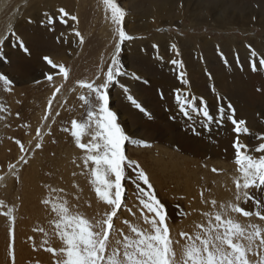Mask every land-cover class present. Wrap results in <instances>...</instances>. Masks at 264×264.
I'll list each match as a JSON object with an SVG mask.
<instances>
[{
	"label": "rangeland",
	"instance_id": "obj_1",
	"mask_svg": "<svg viewBox=\"0 0 264 264\" xmlns=\"http://www.w3.org/2000/svg\"><path fill=\"white\" fill-rule=\"evenodd\" d=\"M16 1L8 2L0 20V33H5L14 6L21 8L28 2L32 5L16 20L12 30L6 31L5 40L0 44V179L5 175L12 179L9 192L0 186V264H7V261L14 264L15 261L10 253L14 251L13 227L19 212L12 198L22 185L24 173L33 180L31 184L40 192L43 204L54 195L64 196L63 191L72 196L71 188L80 185L87 200L96 198L99 223L91 222L92 207L88 213L90 218L85 217L87 213L77 216L87 235L92 229H97L99 234L89 236L87 239L91 242L87 241L81 250L73 248L70 252L74 259L66 264L83 261L86 250L85 256L90 253L99 256L102 263L113 260L108 242L119 240L122 227L127 228L125 235L133 240L127 264H163V246L169 234L166 231L175 226L181 229L185 220L188 223L191 217L205 215L196 205L213 195L217 174L222 180L230 178L231 181L232 176L234 180L227 186L223 184L219 191H214L216 194L231 193L232 196L241 184L246 185L243 198L235 199L236 203L233 201L229 207L246 218L254 219L260 214L264 227L263 25L257 22L248 29L236 26V29H221L207 24L194 27L184 16L172 25L131 32L127 24H143L145 20L140 15L128 16L122 0H76L78 3L66 0L78 12L80 26L73 35L72 20L56 13L54 7L57 3L64 4L53 5L48 0H42L41 4H34L35 0ZM153 1L169 0H135V3L139 9H149ZM172 1L170 11L177 16L187 0ZM219 1L201 0V8L198 6L193 11L196 15L206 14V5ZM220 2L225 10L241 9L259 18L264 16V0ZM255 15L251 19L255 20ZM242 42L249 44L251 50L247 51ZM68 54L72 55L64 62L52 60V57H68ZM255 126L259 127L257 131ZM242 138L254 144L242 147L240 140L238 142ZM171 158L175 160L176 170L170 166ZM61 161H65L68 170L70 166L76 169V172H69L72 179L65 178ZM162 166L169 169L163 171ZM244 171H250L252 176L245 179ZM185 177H188L186 181ZM59 180L63 191L55 187ZM70 200L72 202V197ZM51 209L50 214H56L57 209ZM19 219L21 221V217ZM9 222H12L11 227ZM195 223L190 225L202 233L205 228L201 227V221ZM4 226L7 227L4 229ZM225 226L228 227L227 223ZM157 227L163 231H156ZM262 229L259 236H264ZM183 231L180 230L186 242L188 234ZM263 236L258 237L257 243L262 259L255 263L247 261L248 264H264ZM96 241H99L97 247L93 246ZM201 242L202 239L198 244ZM170 252L174 260L178 258L175 242H171ZM195 256L194 260L202 258L197 252L195 255L190 252L183 263ZM193 261L191 264H198Z\"/></svg>",
	"mask_w": 264,
	"mask_h": 264
},
{
	"label": "bare ground",
	"instance_id": "obj_2",
	"mask_svg": "<svg viewBox=\"0 0 264 264\" xmlns=\"http://www.w3.org/2000/svg\"><path fill=\"white\" fill-rule=\"evenodd\" d=\"M10 0H0V20L1 17L3 16L5 10L7 9L8 2ZM16 0H14L15 2ZM22 1V0H20ZM29 1V0H28ZM34 1V0H33ZM32 1V2H33ZM50 2L48 3H52L54 5V3L60 2L61 4H64V6L58 5V3L54 6L56 9V13H59L64 16L66 19H71L72 20V27L74 30V34L75 35V31L77 30V27L80 26L79 24V19H78V12H76V7L75 9L71 6H69L67 4V1H57V0H48ZM121 1V0H120ZM172 1V0H171ZM185 1V0H184ZM201 0H187L186 2H183L182 7L178 10V14L177 16H175L173 13H171L170 9H171V5L170 0L167 2H157V1H153L151 3V7L149 9H139L138 5L135 3V0H122L121 3L123 5V7H125L128 10V16H135V17H139L140 18H144L145 22L143 24H127L128 26V30H130L131 32H136V31H149L150 28H155V27H159V26H165V25H172L175 22H178L177 19H181L184 16H187L188 19H190L192 22L191 25H193L194 27L197 25H210L212 27H217V28H221V29H231L232 27H239L241 29H248L249 25H252L254 23L259 22L261 25L264 26V16H262V18L258 17L257 15H255L253 12L249 11H241L240 10H235V9H223L222 7V2H214L212 4H208L206 5V14L203 12V14H199L196 15L194 13V9L198 8L199 4ZM204 1V0H203ZM216 1V0H215ZM13 2V1H12ZM19 3V1H16ZM76 3H78L75 0ZM173 2V1H172ZM211 2V1H210ZM23 3V2H22ZM42 0H35L34 4H41ZM177 2H175L176 4ZM226 3V1H225ZM229 3V2H227ZM14 4V3H13ZM16 4V3H15ZM178 4V3H177ZM202 4V3H201ZM232 4V3H231ZM234 4V2H233ZM12 5V4H11ZM19 5V4H18ZM32 5L31 2L25 3V5H20L21 8H19L18 6H14L13 10L11 11V15L9 16L10 18L7 20L6 23V31H9L12 27H14L16 20H18L19 18H21L22 16H24L26 8H30V6ZM170 5V6H169ZM203 5V4H202ZM42 6V5H41ZM40 6V7H41ZM76 6V5H75ZM201 6V5H200ZM199 6V7H200ZM205 6V5H204ZM203 6V7H204ZM225 6V4H224ZM232 6V5H231ZM230 6V7H231ZM237 6H241V5H237ZM244 6V5H243ZM25 7V9H24ZM52 7V8H54ZM62 7V8H61ZM105 7V6H104ZM242 7V6H241ZM245 7V6H244ZM243 7V8H244ZM247 7V6H246ZM174 8V7H173ZM177 8V7H176ZM201 8V7H200ZM242 8V9H243ZM250 9V8H249ZM254 9V8H253ZM41 10V9H40ZM43 10V9H42ZM46 10H49V8H47ZM176 10V9H175ZM192 10V11H191ZM198 10V9H197ZM248 10V9H247ZM262 10V9H261ZM78 11H80V9H78ZM174 11V10H173ZM203 11V10H202ZM251 11V10H250ZM8 12V11H7ZM32 12V11H31ZM193 12V13H191ZM255 12V10H254ZM257 12V11H256ZM176 13V12H175ZM39 14V12H38ZM45 14V13H44ZM47 15L49 14V12L46 13ZM53 14V13H52ZM67 15V16H66ZM255 15V20L251 19L252 16ZM31 16H34V14L32 13ZM44 16V15H42ZM54 16V15H52ZM61 16V17H62ZM108 16V15H106ZM103 17V16H102ZM168 17V18H167ZM173 17V20L172 18ZM6 18V17H5ZM8 18V16H7ZM25 18V17H23ZM22 18V19H23ZM34 18V17H33ZM167 18V19H166ZM63 19V18H62ZM65 20V19H64ZM63 20V21H64ZM108 20V19H107ZM257 20V21H256ZM134 21V20H133ZM175 21V22H174ZM6 22V21H5ZM55 22V21H54ZM130 21H128L129 23ZM70 23V21H69ZM183 23V22H182ZM180 26V23H178ZM35 25V24H34ZM141 25V26H140ZM183 25V24H182ZM187 25V24H186ZM260 25V26H261ZM176 26V25H175ZM183 27V26H182ZM202 27V26H201ZM235 27V29H236ZM263 28V27H262ZM12 30V29H11ZM80 30V29H79ZM88 30V29H87ZM248 31V30H247ZM251 31V30H250ZM3 32V31H2ZM249 32V31H248ZM5 33H0V44L2 43V40ZM9 33V32H8ZM14 33V32H13ZM45 33V32H44ZM66 33H69L68 31H66ZM156 34V33H154ZM159 34V33H158ZM78 35V34H77ZM252 35V34H251ZM14 36V35H12ZM161 36H165V35H161ZM158 37V36H155ZM174 37V36H173ZM255 37V36H254ZM156 41L158 40V38H155ZM169 39L171 40V38L169 37ZM174 39V38H173ZM198 39V38H197ZM182 40V39H181ZM185 40V39H184ZM183 40V41H184ZM194 40V39H193ZM210 40V39H209ZM161 41V40H160ZM232 41V38H231ZM244 41V40H242ZM124 42V41H123ZM173 42V41H171ZM190 42V41H189ZM215 42V41H214ZM222 42V41H221ZM227 42V41H226ZM230 42V41H229ZM240 42V41H239ZM256 42V38L255 41ZM195 43V44H194ZM193 45L195 47H197L198 45L196 44V42H194ZM225 43V42H224ZM232 43V42H230ZM235 43V42H234ZM135 44V42H134ZM185 44V43H184ZM191 44V42H190ZM212 44V42H211ZM227 44V43H226ZM257 44V42H256ZM262 44V41H261ZM264 44V43H263ZM133 45V44H132ZM159 45V44H158ZM197 45V46H196ZM204 45V42H203ZM207 45V44H206ZM223 45V44H222ZM233 45V44H232ZM237 45V44H236ZM243 47L249 51L251 50L250 45L246 42H242ZM258 45V44H257ZM136 46V45H135ZM161 46V45H160ZM173 46V45H172ZM192 46V45H191ZM215 46V44H214ZM226 46V45H225ZM235 46V45H234ZM239 46V45H238ZM14 47V46H13ZM229 47V46H228ZM255 47V46H254ZM264 47V46H263ZM159 48V46H158ZM171 48V47H170ZM219 48V46H218ZM111 49V48H110ZM234 49V48H233ZM259 48H257L258 50ZM237 50V49H236ZM235 50V51H236ZM254 50V49H253ZM261 50V49H260ZM74 51V50H73ZM160 52V50H158ZM244 51V50H243ZM256 51V49H255ZM254 51V52H255ZM163 52V51H162ZM200 52V51H199ZM220 52V51H219ZM237 52V51H236ZM251 52V51H250ZM72 53V52H71ZM158 53V52H157ZM174 53V52H173ZM196 53V52H195ZM204 53V52H203ZM240 53V52H239ZM253 53V52H252ZM251 53V56L254 57V55ZM259 53V52H257ZM178 54V53H177ZM202 54V53H201ZM207 54V53H206ZM248 54V53H247ZM250 54V53H249ZM256 54V53H255ZM72 55V54H71ZM70 54H68V57L62 56V57H52V60L54 59L55 61H57V63H61L64 62L65 60L69 59L71 56ZM198 55V54H197ZM200 55V54H199ZM259 55V54H258ZM166 56V55H165ZM202 56V55H201ZM257 56V55H256ZM157 57V56H156ZM162 57V56H160ZM185 57V56H184ZM204 57V56H203ZM207 57V56H206ZM113 58V57H112ZM158 58V57H157ZM173 58V57H172ZM211 58V57H210ZM255 58V57H254ZM161 59V58H160ZM165 60V59H164ZM196 60V59H195ZM206 60V58H205ZM108 61V60H107ZM200 61V59L198 60ZM204 61V60H203ZM208 62V61H206ZM56 63V62H55ZM171 63V62H170ZM241 64V63H240ZM209 66V65H208ZM190 68V66L188 67V69ZM206 68V67H205ZM129 69V68H128ZM131 69V68H130ZM203 69V68H202ZM201 69V70H202ZM130 71V70H129ZM190 71V70H189ZM192 71V70H191ZM141 73V72H140ZM192 73V72H191ZM111 74V73H110ZM189 74V73H188ZM47 75V74H46ZM213 75V74H212ZM44 76V74H43ZM61 76V75H60ZM129 77V76H128ZM146 78V77H145ZM212 78V77H211ZM217 78V77H216ZM218 79V78H217ZM196 81V80H195ZM216 82V81H215ZM219 82V81H217ZM212 83V82H211ZM132 84V83H131ZM189 84V83H188ZM214 83H212L213 85ZM242 84V83H241ZM63 85V84H62ZM218 87V86H217ZM249 87V86H248ZM179 88V87H178ZM191 88V87H190ZM216 88V87H214ZM195 89V88H194ZM192 90V89H191ZM216 90V89H215ZM194 91V90H193ZM198 91V90H197ZM220 92V91H219ZM222 92V91H221ZM201 93V92H200ZM202 94V93H201ZM112 95V94H111ZM207 95V94H206ZM191 96V94H190ZM199 96V94H198ZM208 96V95H207ZM189 97V96H188ZM196 97V96H195ZM203 97V96H202ZM205 97V96H204ZM65 98V97H64ZM178 99V98H177ZM64 100V99H63ZM193 100V99H192ZM116 102V101H115ZM199 102V101H198ZM247 102V101H246ZM148 104V103H147ZM177 106V105H176ZM120 113V112H119ZM197 114V113H196ZM123 117V116H122ZM121 118V117H120ZM124 119V118H123ZM180 119V118H179ZM122 120V119H121ZM122 122V121H121ZM241 123V122H240ZM30 124V123H29ZM46 124V123H45ZM182 125V124H181ZM45 127V126H44ZM124 128V127H123ZM179 128V127H178ZM258 126L254 127V130L257 131L256 129H258ZM261 128V127H260ZM88 129V128H87ZM201 129V128H200ZM244 129V128H243ZM125 130V129H124ZM246 130V129H245ZM90 131V130H89ZM135 131V130H134ZM264 131V129H263ZM29 132V131H28ZM92 132V131H91ZM89 132V133H91ZM126 132V131H125ZM187 132V131H186ZM134 133V132H133ZM244 133V132H243ZM250 133V132H249ZM256 132H252V134L254 135ZM263 133V132H262ZM129 134V133H128ZM29 135V134H28ZM124 132H122V139L124 140ZM130 135V134H129ZM203 135V134H202ZM211 135V134H210ZM197 136V135H196ZM199 136V135H198ZM240 137V136H239ZM88 139V138H87ZM194 139V138H193ZM215 140V139H214ZM240 140V142H239ZM37 141V140H36ZM89 141V140H88ZM226 141V140H225ZM123 142V141H122ZM239 145L242 147L248 146V145H252L254 144V142H247V140L242 139H238ZM224 143V142H223ZM264 143V142H263ZM187 145V144H186ZM195 146V145H194ZM256 146V145H255ZM193 147V146H192ZM215 147V146H214ZM91 148V146L89 147ZM126 149V148H125ZM163 149V148H162ZM191 149V148H189ZM217 149V148H216ZM244 149V148H243ZM5 150V149H4ZM35 150V149H34ZM172 150V149H171ZM184 150V149H183ZM181 151V150H180ZM3 152V151H2ZM82 152V151H81ZM197 152V151H196ZM211 152V151H210ZM222 152V151H221ZM7 153V152H6ZM26 153V152H25ZM76 152H74L75 154ZM86 153V152H85ZM172 153V152H171ZM215 153V152H214ZM168 154V153H167ZM170 154V153H169ZM168 154V156H169ZM176 154V153H175ZM194 154V153H193ZM197 154V153H196ZM219 154V153H218ZM224 154V153H223ZM259 154V153H258ZM4 155V153H3ZM76 155V154H75ZM90 155V154H89ZM171 155V154H170ZM82 156V155H81ZM164 156V155H163ZM175 156V155H173ZM179 156V154L177 155ZM19 157V156H18ZM172 157V156H171ZM264 157V156H263ZM170 158V157H169ZM39 159V158H38ZM68 160V158H67ZM167 160V159H166ZM173 158H171V161H169L171 168H175L176 164H175V160L172 161ZM218 160V159H217ZM260 160V159H259ZM70 161V159H69ZM178 161V160H177ZM216 161V160H215ZM62 162V161H61ZM161 162V161H160ZM260 162V161H259ZM63 164V169L66 172L65 178H68V180L72 179L71 176L69 175L70 171L76 172V169L74 167H68L65 163V161L62 162ZM229 163V162H227ZM234 163V162H233ZM254 163V162H253ZM36 164V163H35ZM139 165V164H138ZM160 165V163H159ZM254 165V164H253ZM40 166V165H39ZM58 166V165H57ZM91 166V165H90ZM181 166V165H180ZM236 166V165H235ZM263 166V165H262ZM37 167V166H36ZM77 167V166H76ZM80 167V166H79ZM228 167V166H225ZM231 167V166H230ZM242 167V166H241ZM159 168V167H158ZM34 169V167H33ZM32 169V170H33ZM80 169V168H79ZM77 169V170H79ZM91 169V168H90ZM163 171H166L167 169H169V167L167 166H162L161 168ZM145 170V169H144ZM160 170V168L158 169ZM246 170V168H245ZM251 170V169H250ZM254 170V169H253ZM27 171V170H26ZM210 171V170H209ZM243 171V169H242ZM240 171V172H242ZM252 171V170H251ZM32 172V171H31ZM34 172V171H33ZM32 172V173H33ZM72 172V173H73ZM144 175L146 176H150V174H147L145 171H142ZM222 172V171H221ZM234 172V171H233ZM232 172V173H233ZM236 172V171H235ZM245 172V179H247L249 176H252L249 172L250 171H244ZM262 172V171H261ZM28 173V172H27ZM178 173V170H177ZM224 173V172H223ZM222 173V174H223ZM227 173V172H226ZM21 174V173H20ZM37 174V173H36ZM179 174V173H178ZM181 174V173H180ZM241 173H237V175H240ZM243 174V173H242ZM30 175V174H29ZM61 175V174H60ZM59 175V176H60ZM182 175V174H181ZM207 175V174H206ZM204 175V177L206 176ZM218 175V174H217ZM216 176V180L217 181V186H214V190H213V195L210 196H206L205 199L202 202H198V204L196 205L198 207V209L200 208V210H204L205 215L203 216H196V217H191L189 218V214L188 213V223L186 222L185 219H187V217L184 218L182 223V228H177V226H175V228H173L172 226V231L171 233L169 231V234L166 236L165 238V244L163 246L164 250H163V255H162V259H164L163 264H191L194 259L197 258V256L193 257L190 261L188 258V261H184L185 263H183V258L186 259L185 256H188L189 253H193L195 255V253L197 252L198 256H202V258H199L197 260H194L195 262L198 261V264H213L214 262H218L219 264H246L247 261L251 262V261H257L260 260V252H262L259 248L257 243L259 242V238L261 237L259 236V233L263 230L262 228V222L259 219V215L254 219L251 218H246V216L242 213L237 212L235 209H233L232 207H229V205L232 203L233 201L238 200L237 198L244 196L245 194V188L246 185L244 184V186H242L243 184H241L237 189H236V194H233L231 196L230 194H222L221 193H215L214 191H219V189L222 187V185H226L230 184L232 180H234V176H232L233 178H231L232 180L230 181V178L228 179H220ZM34 176V173H33ZM37 176V175H36ZM34 176V177H36ZM74 176V175H72ZM78 176V175H77ZM84 176V175H83ZM183 176V175H182ZM189 176V175H188ZM208 176V175H207ZM212 176V175H211ZM23 177V178H22ZM21 180H22V185H20V189L18 190V192L16 194H13V201L16 204V210L17 212H19L17 215V221H14V247L10 253V255H12V257L14 258L15 261H13L14 264H66V262H69L70 259H74V254L73 256L71 255L72 253L70 251L74 249H80L84 248L86 246V242L89 241V243L91 242V240H89V236H93L98 233L99 231H97V229L94 231V229H92L90 231V233L87 235L86 230L82 227L83 225H81L82 223L79 220V217L77 216L78 214L81 215H85L87 213V216L85 215V217L90 218V216L88 217L89 213V209L92 207L93 208V212L91 213V215L93 216L91 219V222L99 223V215H98V208L95 209V206L97 207V204L95 202V197L93 196V198H89V200H87L85 198V194L83 191H81L80 189H82L81 185L80 186H75L74 188H71L72 190L70 191V194H72V196L67 195V193L65 191H63L62 189L64 188V186H62L61 183V179L59 180L60 182H55L56 183V188L57 190L63 191L64 196H60L59 195H54L53 198H49L50 200L48 202H44L45 204H43L41 201V197H40V192L38 191V189L34 188V186L32 185L33 180L30 181L28 175L26 176V174H22ZM34 177H32L34 179ZM76 177V176H75ZM192 177V176H191ZM200 177V176H199ZM31 178V177H30ZM55 178V177H54ZM238 178V177H237ZM251 178V177H250ZM249 178V179H250ZM37 179V177H36ZM151 179V178H150ZM188 179V177H187ZM186 177L184 179V181L187 180ZM206 179V178H204ZM209 179V178H208ZM213 179V178H212ZM20 180V181H21ZM56 180V178H55ZM58 180V178H57ZM63 181V180H62ZM74 181V180H73ZM214 181V180H213ZM214 181V182H215ZM246 181V180H245ZM244 181V182H245ZM84 182V181H83ZM82 182V183H83ZM96 182V181H95ZM163 182V181H162ZM192 182V181H191ZM32 183V184H31ZM38 183V181H37ZM54 183V184H55ZM71 183V182H70ZM73 183V182H72ZM79 183V182H78ZM77 183V184H78ZM80 183V184H82ZM187 182H185L186 184ZM216 183V182H215ZM249 182H246V184H248ZM10 184H12V179L9 178V175H5L0 179V186L3 189V191L5 192H9V188H10ZM20 184V183H19ZM36 184V183H35ZM39 184V183H38ZM128 184V183H127ZM126 184V185H127ZM161 184V183H160ZM8 186L6 188H4V186ZM72 185V184H71ZM84 185V184H83ZM31 186V187H30ZM54 186V185H53ZM128 186V185H127ZM249 186V185H248ZM37 187V186H36ZM39 187V186H38ZM66 187V186H65ZM41 188V187H39ZM206 188V187H205ZM213 188V187H212ZM52 189V188H51ZM84 189V186H83ZM162 189V188H161ZM190 189V188H189ZM226 189V188H224ZM233 189V187H232ZM231 189V190H232ZM235 189V188H234ZM46 190V189H45ZM44 190V191H45ZM67 190V188H66ZM128 190V189H127ZM255 190V189H254ZM17 191V190H16ZM43 191V193H44ZM59 191V192H60ZM104 191V190H103ZM197 191V190H196ZM235 192V191H234ZM233 192V193H234ZM22 194L21 196L19 195ZM66 193V194H65ZM90 192H88L89 194ZM128 193V192H127ZM56 194V193H55ZM62 194V192H61ZM92 194V193H91ZM103 194V193H102ZM189 194V193H188ZM19 195V199L17 198ZM94 195V194H93ZM199 195V194H198ZM229 195V196H228ZM236 195V196H235ZM6 196V195H5ZM129 196V195H127ZM264 196V195H263ZM2 197V196H1ZM4 197V196H3ZM8 197V195H7ZM10 197V196H9ZM70 197V198H69ZM71 197H72V202H71ZM77 197H80L79 199H77ZM114 198V197H113ZM187 198V197H186ZM191 198V197H190ZM196 199V198H194ZM207 199V200H206ZM236 199V200H235ZM198 200V199H197ZM241 200V199H240ZM11 201V200H10ZM225 201L229 202V204L225 203ZM95 202V204H94ZM239 202V201H238ZM123 203V202H122ZM224 203V204H223ZM240 203V202H239ZM1 204V203H0ZM99 204V203H98ZM194 204V203H193ZM245 204V203H244ZM103 205V204H102ZM128 205V204H127ZM104 206V205H103ZM234 206V205H233ZM62 207V209H61ZM100 207V206H99ZM102 207V206H101ZM100 207V208H101ZM51 208H56V214H50V210L52 211ZM135 208V207H134ZM246 208V207H245ZM104 209V208H103ZM107 209V206L106 208ZM238 209V208H237ZM95 210V211H94ZM101 210V209H100ZM123 210V209H122ZM172 210V208L170 209ZM97 211V212H96ZM104 211V210H103ZM262 211V210H261ZM96 212V213H95ZM264 212V211H262ZM100 213V211H99ZM104 213V212H103ZM20 214V215H19ZM101 214V213H100ZM116 214V213H115ZM252 214V213H251ZM256 214V213H254ZM264 214V213H263ZM8 215V213H7ZM27 215V217L24 219V217ZM146 215V214H145ZM192 215V214H191ZM195 215V214H194ZM43 216H45L43 218ZM57 216H61V218H58ZM98 216V217H97ZM102 216V215H101ZM100 216V217H101ZM19 217H21V221H19ZM127 217V216H126ZM249 217V216H248ZM252 217V216H251ZM261 217V216H260ZM7 218V217H6ZM113 218V217H112ZM258 218V219H257ZM262 218V217H261ZM16 219V217H15ZM19 219V220H18ZM104 219V218H103ZM141 219V218H140ZM102 220V217H101ZM171 220V219H170ZM177 220V219H176ZM181 220V219H180ZM179 220V221H180ZM194 220L195 222H200L201 221V227H204L205 230L201 232L194 230L195 228H192L194 224H196L195 222L193 223ZM3 221V220H2ZM36 224L34 225L33 223ZM118 221V220H117ZM153 221V220H152ZM178 221V220H177ZM227 223L228 227L225 226V223ZM264 221V220H263ZM1 222V221H0ZM140 222V221H139ZM170 222V221H169ZM192 222L193 225H190V223ZM12 222L8 223V226L11 225ZM86 222H84L83 224H85ZM89 223V222H88ZM133 223V222H132ZM142 223V222H141ZM229 223V224H228ZM2 224V223H1ZM0 224V225H1ZM149 224V223H148ZM152 224V223H150ZM168 225V223H166ZM176 224V223H175ZM187 225H189V227H187ZM199 225V223H198ZM85 226V225H84ZM87 226V225H86ZM125 226V225H124ZM150 226V225H149ZM157 226V225H156ZM225 226V227H224ZM4 226L3 228L5 229ZM11 227V226H10ZM122 227V226H121ZM151 227V226H150ZM159 227V226H158ZM156 231H160L161 229L159 228ZM181 227V226H180ZM200 227V228H201ZM224 227V228H223ZM1 228V227H0ZM167 228V226H166ZM170 228V227H169ZM199 228V226H198ZM223 228V229H222ZM120 229V228H119ZM122 229V235H119V240L117 239H111L109 243V247L112 249L111 253L113 252V256L112 259H110V261L108 262H103L102 263V259H99V256L96 255H91L90 254H86V251L84 252V257H83V261L81 260L80 262L78 261L77 264H127L128 262H130V250H132V248L129 250V247H131V244H133V240H131V238L127 235H125V233H127V228H121ZM120 229V230H121ZM150 229V228H149ZM148 229V230H149ZM153 229V228H152ZM7 230V228H6ZM10 230V229H9ZM180 230H184L183 232L187 233V238L186 242L183 240V235L180 232ZM1 231V230H0ZM5 231V230H3ZM2 231V232H3ZM8 231V230H7ZM153 231V230H152ZM163 231V230H161ZM150 232V231H149ZM155 232V231H154ZM1 233V232H0ZM153 233V232H152ZM104 234V233H103ZM116 234V232H115ZM261 234H264L261 233ZM150 235V234H149ZM159 235V234H158ZM5 236V235H4ZM94 236V237H95ZM114 236V235H113ZM115 237V236H114ZM113 237V238H114ZM157 237V236H156ZM2 237H0L1 240ZM89 238V239H87ZM264 238V236H263ZM86 239V240H84ZM199 239V241H197ZM202 239V245L201 243L198 244L200 242V240ZM262 240V239H261ZM106 240L103 241V243H105ZM170 244H167L169 243ZM171 242L172 243H176V248H177V253H176V257H178L177 259L175 258V260L177 261L176 263L175 260L172 258V252H170L171 249ZM264 242V241H263ZM99 241L96 243H94L93 246L97 247ZM189 243V244H188ZM188 244V246H186ZM261 244H263L261 242ZM9 242L6 241V252L9 253ZM173 245V244H172ZM88 246V245H87ZM89 247V246H88ZM133 247V246H132ZM90 248V247H89ZM88 248V249H89ZM174 248V247H173ZM42 249H45L46 251H42ZM87 249V247H86ZM83 250V249H82ZM82 252V251H81ZM88 252V251H87ZM75 253V251L73 252ZM77 253V252H76ZM110 253V254H111ZM133 253V251H132ZM174 253V254H175ZM207 254V255H206ZM259 255V256H258ZM263 255V254H262ZM174 256V255H173ZM110 257V256H109ZM263 257V256H262ZM76 258V255H75ZM82 258V256H81ZM174 262H172L173 260ZM262 259V258H261ZM161 260V258H160ZM72 261V260H71ZM193 261V262H194ZM262 261V260H261ZM132 263V262H131ZM259 263V262H258ZM2 264V263H1ZM4 264V263H3ZM7 264H10V262L7 261ZM69 264H73V263H69ZM248 264V263H247ZM257 264V263H256Z\"/></svg>",
	"mask_w": 264,
	"mask_h": 264
}]
</instances>
